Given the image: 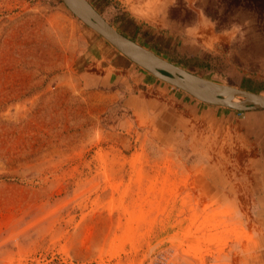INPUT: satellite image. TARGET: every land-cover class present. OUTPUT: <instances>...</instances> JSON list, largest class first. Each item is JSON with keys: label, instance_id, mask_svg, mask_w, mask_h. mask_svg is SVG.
<instances>
[{"label": "rangeland", "instance_id": "1", "mask_svg": "<svg viewBox=\"0 0 264 264\" xmlns=\"http://www.w3.org/2000/svg\"><path fill=\"white\" fill-rule=\"evenodd\" d=\"M88 1L163 59L264 89V32L243 16L218 25L204 11L216 0H176L168 31ZM201 11L215 29L185 38ZM233 24L244 37L229 43ZM87 32L98 34L61 0H0V264H264L254 139L241 123L199 124L166 101L132 107L135 90L88 84Z\"/></svg>", "mask_w": 264, "mask_h": 264}, {"label": "crops", "instance_id": "2", "mask_svg": "<svg viewBox=\"0 0 264 264\" xmlns=\"http://www.w3.org/2000/svg\"><path fill=\"white\" fill-rule=\"evenodd\" d=\"M87 34L89 38L80 57V71L88 84L127 94L132 89L135 90L136 94L130 95L132 107L143 109L166 101L174 107L173 116L179 118L183 116L199 124L213 126L228 127L233 123L243 125L244 132H247L258 146V157L255 161L258 170L252 200L253 210L264 222V109L238 112L224 106L201 102L181 89L163 85L98 34ZM192 49L193 46L179 47L182 54L188 55L197 53V50ZM256 92L264 93V89ZM163 107L162 110L167 109ZM168 117L171 118L172 114L169 113Z\"/></svg>", "mask_w": 264, "mask_h": 264}, {"label": "water", "instance_id": "3", "mask_svg": "<svg viewBox=\"0 0 264 264\" xmlns=\"http://www.w3.org/2000/svg\"><path fill=\"white\" fill-rule=\"evenodd\" d=\"M61 1L75 17L136 65L197 100L238 112L264 109V93L213 82L163 59L115 29L88 0Z\"/></svg>", "mask_w": 264, "mask_h": 264}, {"label": "clouds", "instance_id": "4", "mask_svg": "<svg viewBox=\"0 0 264 264\" xmlns=\"http://www.w3.org/2000/svg\"><path fill=\"white\" fill-rule=\"evenodd\" d=\"M176 0H113L104 10V15L113 19L121 12H127L129 16L139 25H146L153 29L168 31L173 23L168 19L169 8L175 6ZM119 5V7H117ZM202 13V14H201ZM199 13V19L191 26H185L181 30L185 38H191L192 33L199 36L202 32L215 29V22L206 17L203 12ZM226 37L231 33L229 43H234L237 38L243 39L244 32L240 25L233 24L229 29H225ZM209 45V48H212Z\"/></svg>", "mask_w": 264, "mask_h": 264}, {"label": "trees", "instance_id": "5", "mask_svg": "<svg viewBox=\"0 0 264 264\" xmlns=\"http://www.w3.org/2000/svg\"><path fill=\"white\" fill-rule=\"evenodd\" d=\"M204 11L218 25L238 22V18L243 16L252 27L264 32V0H216L205 6Z\"/></svg>", "mask_w": 264, "mask_h": 264}]
</instances>
